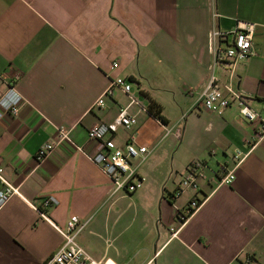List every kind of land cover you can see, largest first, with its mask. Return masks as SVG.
Returning a JSON list of instances; mask_svg holds the SVG:
<instances>
[{"label": "crops", "instance_id": "1", "mask_svg": "<svg viewBox=\"0 0 264 264\" xmlns=\"http://www.w3.org/2000/svg\"><path fill=\"white\" fill-rule=\"evenodd\" d=\"M239 23L255 25V55L217 64L211 33ZM211 76L264 113V0H0V97L13 86L23 100L0 121L2 177L16 189L0 208V264H43L71 216L84 224L78 244L107 264H264V136L254 138L236 107L202 108ZM113 77L134 90L115 88L95 107ZM122 108L134 125L119 126L115 146L148 149L144 186L132 194L114 193L89 157L101 146L88 129ZM59 127L72 143L37 162ZM193 162L204 166L199 191L173 198ZM231 171L232 185L220 184ZM48 197L57 205L45 220L37 209ZM194 198L201 204L180 226Z\"/></svg>", "mask_w": 264, "mask_h": 264}, {"label": "built area", "instance_id": "2", "mask_svg": "<svg viewBox=\"0 0 264 264\" xmlns=\"http://www.w3.org/2000/svg\"><path fill=\"white\" fill-rule=\"evenodd\" d=\"M255 25L248 23H239L235 29L228 32L213 31L211 39L218 44L215 46L214 55L217 64H233L237 61L248 59L255 55L252 39ZM117 68L118 64H112ZM115 88L120 89L124 94L131 93V85L125 78H110L109 84L103 95L96 101L95 107H104L105 99L113 95ZM130 97V103L136 104L134 96ZM250 97L243 93L233 92L228 88L225 89L217 80L211 76L205 85L199 103L202 108L208 112L218 113L226 108L236 107L239 116L251 125H255V139L264 136V113L258 112L251 108ZM23 105L22 97L17 93L15 88L9 87L6 94L0 97V121L4 114L17 116ZM133 115L128 108L119 110L118 115L112 123H98L88 129V140L94 141L101 146V150L89 156L104 175L108 177L113 186V192H123L132 194L144 186L145 179L139 174V165L145 160L148 149L137 146L134 141H127L124 148H117L112 139L119 126L124 130H130L133 126ZM57 135L53 141L45 143L40 147L36 154L37 162L46 159L58 145L65 142H71L69 130L59 127L56 129ZM179 134V132L177 133ZM240 154L235 157H239ZM3 170L0 168V181L4 184L0 190V208L16 193V189L8 184L2 177ZM204 166L200 162H193L182 173L178 187L173 193V198L179 197L183 192L191 190L198 192L200 183L204 179ZM235 179L233 171L226 173L220 180V184L231 186ZM57 201L48 197L45 198L41 207L37 209L38 215L47 220L46 210L52 208ZM201 201L192 199L183 212L178 215L177 221L182 226L187 218L196 211ZM84 224L77 216H71L67 221L65 230L55 227L57 232L63 237V243L51 258L43 264H107L94 260L77 242L78 234L83 230ZM174 229H171V231ZM177 230V229H176Z\"/></svg>", "mask_w": 264, "mask_h": 264}, {"label": "trees", "instance_id": "3", "mask_svg": "<svg viewBox=\"0 0 264 264\" xmlns=\"http://www.w3.org/2000/svg\"><path fill=\"white\" fill-rule=\"evenodd\" d=\"M147 111L155 119H158L161 123H165L164 118L161 116L162 109L156 102L150 101Z\"/></svg>", "mask_w": 264, "mask_h": 264}, {"label": "rangeland", "instance_id": "4", "mask_svg": "<svg viewBox=\"0 0 264 264\" xmlns=\"http://www.w3.org/2000/svg\"><path fill=\"white\" fill-rule=\"evenodd\" d=\"M128 83L131 85V89L134 90V88H135V87H134V84L131 83V82H129V81H128ZM172 125H173V123H172ZM177 125H178V124H177Z\"/></svg>", "mask_w": 264, "mask_h": 264}]
</instances>
